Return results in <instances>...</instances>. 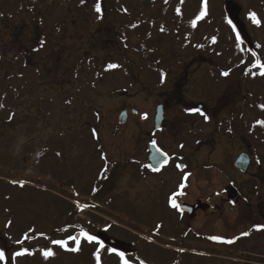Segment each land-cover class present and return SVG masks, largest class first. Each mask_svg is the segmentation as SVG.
Segmentation results:
<instances>
[{
  "label": "rangeland",
  "instance_id": "374dc122",
  "mask_svg": "<svg viewBox=\"0 0 264 264\" xmlns=\"http://www.w3.org/2000/svg\"><path fill=\"white\" fill-rule=\"evenodd\" d=\"M229 1L241 7L239 18L264 61V0ZM223 3L0 0V251L5 255L0 264H97L100 244L79 237V250H70L76 244L69 237L81 230L135 241L131 249L137 259L125 257L129 264H264V248L249 247V235L239 243L188 238L182 245L171 229H152L156 207L145 196L152 181H135L133 175L134 163L144 162L147 154L134 130L140 124L152 127L153 106L166 87L161 73L166 83L171 77L166 72L174 75L191 61L196 64L190 70L199 69L186 97L208 103L222 119L221 131L213 117L208 125L175 101L180 106L168 105L169 124L176 127L172 152L179 154L180 143L188 142L184 153L195 151V161L225 164L243 147L233 144L234 135L246 138L249 131L264 137V125L257 123L264 121V76L237 41ZM202 8L206 15L193 27ZM249 13L256 14L259 25ZM109 64L118 67L109 69ZM233 65L238 67L221 75ZM122 110L128 116L119 123ZM142 114L148 118L141 123ZM231 119L237 120V130L222 131ZM201 137L219 145L207 153L193 145ZM256 147L260 158L262 143ZM221 167L226 179L232 170ZM112 172L115 178L104 179ZM252 172L262 177L260 169ZM229 224L211 227L224 240H234ZM22 250L27 251L15 256ZM46 250L54 254L45 258ZM99 255L100 264H122L106 247Z\"/></svg>",
  "mask_w": 264,
  "mask_h": 264
},
{
  "label": "flooded vegetation",
  "instance_id": "af4514ba",
  "mask_svg": "<svg viewBox=\"0 0 264 264\" xmlns=\"http://www.w3.org/2000/svg\"><path fill=\"white\" fill-rule=\"evenodd\" d=\"M189 64L188 67L180 65L179 70L175 72L174 75H172V70L166 72V75H171V77H168L166 83L161 82V85H166V87L159 93V97L156 99L157 101L159 100V103L153 106V113L150 119L152 124L151 129L140 124V126L134 130L133 134L135 137L140 138L138 139V145L140 142L146 144L145 149L147 154L145 161L139 162L138 165L134 163L135 169L133 170V175H137L134 177L135 181L140 177L145 178V181L150 179L152 181L151 185L146 187V190L150 192V194L149 196L145 195L148 198L146 203L149 202L152 206L156 207V212L153 213L152 229L158 231L171 229V232L174 231L172 232L173 234H179L173 236V238L179 240L180 244L183 245L188 238L195 240L202 239L205 241L212 236L222 237L220 233L212 230L211 225L219 224L221 229H223L230 223L229 225L232 227V231L234 232L235 230L233 235V237H235L234 242L239 243L240 238L245 239L242 237L244 236L242 233L245 231L239 232L240 228H244L250 236V240L248 239L250 243L249 247L264 248V229L256 230L254 227L255 225H264V168L262 166L264 160L261 158L262 156L264 157V137L260 138L258 135H254L249 131L248 135L250 133V136L246 138L241 137L242 135H234L235 140H233V144L236 141V143L243 145V147L236 153L231 162H226L225 164L214 161L210 163L206 161H195L193 156L195 151H192L189 155L184 153V149H186L185 145L188 142L180 143L181 152L179 154L172 152L174 145L170 143L172 141L171 134L174 135V129H176V127L169 124L170 114L168 113V107H171V105L180 106V103L185 104V109H183L186 111L192 108L201 109L209 116V120H207L208 125L211 123L210 121L213 117L216 120L217 131H221L220 125L222 124V119L217 118L218 114L211 113L212 110L208 103L195 101L193 99L189 100L186 97L187 94L185 93L189 92L188 89L185 88L199 69V65H197L195 69L190 70L192 65L196 63L191 61ZM236 67L238 66L233 65L226 71H233ZM174 92L176 96H174ZM175 101L180 103L177 104ZM158 108L162 110V120L157 124V127H159L157 129L155 126V117ZM124 111H126L127 118L128 112L127 110ZM133 111L136 110L129 109L131 115H137V111ZM188 113L191 114L193 112L188 111ZM147 118V114H142L139 121L142 123L147 121ZM225 121L222 131L233 133L234 129L237 130V120H235L236 123H234V119ZM137 125L138 124H136V126ZM247 129H249V127H247ZM153 141H155V147L167 156V163H164L161 161L165 157L157 154L153 162L155 168L159 169L157 171H154L152 167H145L146 165H150L148 161V155L150 153L149 146L153 144ZM257 142L258 144L262 143L263 147L262 151L259 153L261 155L260 158L255 155ZM194 144L200 147L203 146L207 153L211 152L212 149L219 145L212 137L211 139L201 137L195 141L193 145ZM241 154H245L248 157V164L245 171H241L236 165V160ZM192 156L193 160L191 158ZM257 160L260 161L259 164ZM178 165H180V167H178ZM221 165L229 166L228 169L233 171H231V174L226 173V179L222 178L225 177L223 171L225 167H221ZM254 169H260L262 177L254 175V172H252ZM115 175L116 173L112 172L104 179H112L113 176L115 178ZM181 185L184 186L181 187ZM170 198H174L178 207L174 208L171 206ZM223 218L226 222L222 221ZM175 220H177V222L173 224ZM106 235L124 243L112 248L101 243L104 247L108 250L115 249L117 252H123L125 257L132 260L137 259V251L131 249L135 241L130 240L124 235L122 237H117L112 234L109 235L107 233ZM217 245H219V243ZM169 248L174 249V247ZM174 250L177 249L175 248ZM140 262L141 261H139V263Z\"/></svg>",
  "mask_w": 264,
  "mask_h": 264
},
{
  "label": "snow or ice",
  "instance_id": "6c2138e0",
  "mask_svg": "<svg viewBox=\"0 0 264 264\" xmlns=\"http://www.w3.org/2000/svg\"><path fill=\"white\" fill-rule=\"evenodd\" d=\"M81 2L83 3L84 0H81ZM95 10L99 13L101 8H100V4L99 2L96 4V8ZM179 11V10H178ZM206 15V11L202 8L200 14L196 17L195 20L192 21V26L195 27L196 26V21L197 20H200L202 17H204ZM249 19L256 25H259L260 24V20L257 18L256 14L255 13H249ZM229 24H232V21L229 20L228 21ZM233 31H235V26L233 25ZM237 41L240 42V36L239 34H237ZM213 42H214V38H213ZM43 44V41H41V45ZM257 47H259V45H257ZM256 54L253 53V56H255ZM118 67V65L116 64H109L108 65V68L109 69H113V68H116ZM253 67L254 68H259L260 71H259V75L261 76H264V63H261L260 60H256L255 63L253 64ZM247 74V73H246ZM221 75L223 76H228L229 75V72L228 71H224L221 73ZM161 82L163 83L164 82V74L161 73ZM2 106V105H0ZM261 108H264V105H261L260 106ZM188 111L190 112H193V113H199L201 116H203L204 120L207 121L209 120V116L204 112L202 111L201 109L199 108H192V109H189ZM146 118V117H145ZM257 123L259 124H262L264 125V121H258ZM95 135V132L93 133ZM153 145H155V141H153ZM157 151L159 152V154L163 157H165L164 159V163H167V156L165 153L163 152H160L159 149H157ZM257 163L259 164L260 161L257 160ZM145 167H151L150 165H146ZM178 167H180V165H178ZM154 171H157L159 169L157 168H153ZM186 178V177H185ZM21 187L23 186L24 182L21 181L19 182ZM184 185H181V187H183ZM234 203V202H233ZM170 204L172 207L176 208L178 207V205L175 203V200L174 198H170ZM256 228V230H261V229H264V225H255L254 226ZM249 233L248 232H244L242 233V235L244 236H247ZM80 236L87 240L89 243L95 241L96 243L100 244V248H103L104 245L100 243V241L97 240V238L93 235H89L87 232L81 230L80 232ZM27 238V237H26ZM210 239L214 240V241H218V242H224V243H233L234 240H224L222 237H217V236H212V237H209ZM70 240H74L75 241V244H76V247H73L71 248L70 250L73 251V252H76L79 250V245H80V240H78L76 237H69ZM18 243H20V241H18ZM53 244H56V245H59L60 247L62 248H65L66 245H67V241H64V240H53L52 241ZM100 248H97L96 250V253H94L95 257H96V261H97V264H100ZM27 250H22V251H18L15 253V256H22L25 254ZM109 252H115V254L117 256L120 257V260L122 262V264H129L128 260L125 259V254L123 252H117L115 249H109L108 250ZM29 255H31V253H28ZM54 253L51 251V250H46L43 252V255L45 256V258L49 257V256H52ZM5 259V255H4V252L3 251H0V261H3ZM141 264H143V262L141 261Z\"/></svg>",
  "mask_w": 264,
  "mask_h": 264
},
{
  "label": "water",
  "instance_id": "95a60500",
  "mask_svg": "<svg viewBox=\"0 0 264 264\" xmlns=\"http://www.w3.org/2000/svg\"><path fill=\"white\" fill-rule=\"evenodd\" d=\"M223 8H224V11H225L227 18L232 21V24L235 26V29L237 30V32L239 33V35L241 36V38L245 42L248 50L252 54L255 53L256 54L254 56L255 59L260 60L261 63H263L261 56L255 50L249 35L245 31L243 24L239 19V13H240L239 6L237 4H234L231 2H226L224 4ZM124 119H125V114L122 113L120 116V120L124 121ZM161 120H162V110L160 108H158L157 112H156V117H155V123H156L155 126L157 129L159 128V127H157V124H159L161 122ZM149 150H150V153L148 155V161L150 162V166L152 168H155V166L153 165V162H154L155 157H157V154H159V152L157 151L155 145H153V144H150ZM164 159L161 162H164ZM247 164H248V157L245 154H241L236 160V165L238 166V168L241 171H245ZM99 238L101 239L102 242H104L109 247H114V246H117L119 244H123V242H121L115 238L106 236L104 233H100Z\"/></svg>",
  "mask_w": 264,
  "mask_h": 264
},
{
  "label": "trees",
  "instance_id": "16d2710c",
  "mask_svg": "<svg viewBox=\"0 0 264 264\" xmlns=\"http://www.w3.org/2000/svg\"><path fill=\"white\" fill-rule=\"evenodd\" d=\"M69 213L72 215V214H74L75 213V210L74 209H71V210H69ZM79 228V226H77V228L76 229H78ZM75 229V230H76Z\"/></svg>",
  "mask_w": 264,
  "mask_h": 264
}]
</instances>
